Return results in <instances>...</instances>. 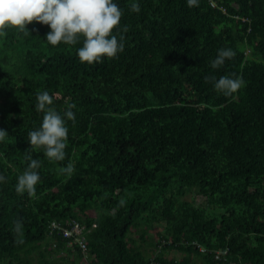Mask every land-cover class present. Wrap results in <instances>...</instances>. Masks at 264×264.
<instances>
[{"label": "trees", "instance_id": "16d2710c", "mask_svg": "<svg viewBox=\"0 0 264 264\" xmlns=\"http://www.w3.org/2000/svg\"><path fill=\"white\" fill-rule=\"evenodd\" d=\"M115 2L124 51L98 64L80 62V44L49 45L36 21L0 38V264H151L130 237L140 226L154 251L171 240L163 248L182 264H264V0H138L139 13L134 0ZM224 47L236 55L213 69ZM228 75L244 83L224 96L212 78ZM45 90L61 115L75 105L61 162L28 143ZM28 156L40 181L19 195ZM69 163L70 177L59 172ZM71 219L86 226L85 254L51 225ZM227 246L229 261H216ZM156 259L166 262L163 250Z\"/></svg>", "mask_w": 264, "mask_h": 264}, {"label": "clouds", "instance_id": "9594fccd", "mask_svg": "<svg viewBox=\"0 0 264 264\" xmlns=\"http://www.w3.org/2000/svg\"><path fill=\"white\" fill-rule=\"evenodd\" d=\"M186 4L189 8H195L199 6V0H186ZM130 7L132 12L141 11L138 0H134ZM122 15V10L115 0H0V38L5 36L8 28H16L19 32L29 35L26 25L36 21L50 29L44 39L49 45L80 44L76 49L80 62L93 65L103 62L104 59L116 58L118 53L124 51V37L121 35L118 38L114 32ZM122 31L126 32L127 28L124 27ZM235 55L236 52L230 47L220 48L216 58L211 61V67L218 69ZM208 79L205 77L206 81ZM212 80L214 90L224 96L236 93L244 83L242 79L230 75L220 76L218 79L213 77ZM74 107V104L68 103L61 115L54 106V96L48 91L36 95L34 108L38 113H43V116L40 126L28 133V143L36 149H42L49 162L65 160L69 131L66 122L71 120L75 123V113L72 111ZM8 135L5 129L0 128V143L5 142ZM27 160V167L17 176L15 191L19 195L34 194L35 186L40 181L39 161L31 156H28ZM74 170V166L69 163L61 167L59 172L70 177ZM5 181L6 177L0 174V183ZM15 227L19 230L20 222H17ZM157 243L160 248L155 251L143 249L150 256L151 264L160 263L156 257L161 250H165L164 245L172 241L161 239ZM72 253L74 255L78 252ZM228 261L229 258L226 262Z\"/></svg>", "mask_w": 264, "mask_h": 264}, {"label": "built area", "instance_id": "2783aa9c", "mask_svg": "<svg viewBox=\"0 0 264 264\" xmlns=\"http://www.w3.org/2000/svg\"><path fill=\"white\" fill-rule=\"evenodd\" d=\"M68 225H60L58 223H52L53 227L57 229L60 234L63 233L64 238H67V247L72 252H81L85 254L88 250V239L86 235V226L77 219H71ZM56 244V242L54 243ZM202 251H206V247L200 246ZM230 248H220L214 253V259L218 262H226L229 258ZM157 264H182L180 261H166L164 263Z\"/></svg>", "mask_w": 264, "mask_h": 264}, {"label": "rangeland", "instance_id": "374dc122", "mask_svg": "<svg viewBox=\"0 0 264 264\" xmlns=\"http://www.w3.org/2000/svg\"><path fill=\"white\" fill-rule=\"evenodd\" d=\"M184 199L185 200H188V201H192V198H191V195H186L185 197H184ZM197 202H201V204H207V202H206V199L204 198V197H200V198H197ZM178 216V218H180V216L179 215H177ZM157 225H158V228H155V229H153V230H150V231H148V237L150 238V239H152V238H157V232H158V230H160V229H162V227H164L165 225H166V223H165V221H161L160 223H156ZM142 232H143V229H142V227L140 226L139 228H137V229H132V231L130 232V237L133 239V240H135L138 244H140V245H142V248L144 249V250H147V251H151V249H152V247L151 246H149V245H147V243L145 242V241H143L142 240V237H141V235H142ZM174 250H176V249H174ZM170 254H174L175 253V251H171V252H169ZM181 254H182V252H181ZM184 254V253H183ZM35 264H36V262H35ZM62 264H63V262H62ZM81 264H93L92 263V259L91 258H85L84 260H81Z\"/></svg>", "mask_w": 264, "mask_h": 264}, {"label": "crops", "instance_id": "0c3cea01", "mask_svg": "<svg viewBox=\"0 0 264 264\" xmlns=\"http://www.w3.org/2000/svg\"><path fill=\"white\" fill-rule=\"evenodd\" d=\"M172 251V249H165L164 251H163V254H164V256L166 257V258H169V259H183V257L185 256V254H181V251H177V250H173V251H175V253L174 254H170L169 252H171ZM198 260L200 259V258H197ZM198 263H200V261L198 262Z\"/></svg>", "mask_w": 264, "mask_h": 264}]
</instances>
